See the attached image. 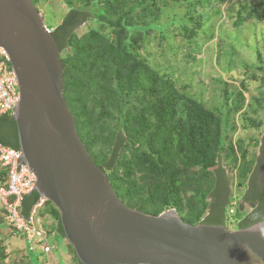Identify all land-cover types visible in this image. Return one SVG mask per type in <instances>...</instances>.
I'll return each mask as SVG.
<instances>
[{"label":"trees","instance_id":"trees-1","mask_svg":"<svg viewBox=\"0 0 264 264\" xmlns=\"http://www.w3.org/2000/svg\"><path fill=\"white\" fill-rule=\"evenodd\" d=\"M89 1L88 10L69 8L62 23L49 29H53L62 54L73 50L69 57H62L64 96L94 162L108 175L115 192L130 208L151 215L174 209L192 225H225L226 213L232 209L229 187L232 183L220 163L223 150L220 119L205 105L180 93L174 82L138 57L133 51L138 41L130 43L128 39L118 43L110 35L92 30L75 42L76 31L90 22L122 29L128 37L151 28L125 23L126 17L146 0L122 11L117 19L100 7V0ZM113 1L119 10L126 2ZM241 20L239 14L237 27L241 26ZM201 24L198 17L192 28L185 30L188 39L197 35ZM72 41L75 47L71 46ZM0 144L19 150L17 125L10 115L0 117ZM255 145L259 147L260 143ZM256 172L254 178L258 177ZM200 181L207 185L206 191L189 189L190 194H195L187 200L188 186ZM195 195L201 197V208L187 210V202H193ZM40 199L36 191L24 196L22 216L29 219ZM245 202H252L254 210L247 215L242 212L243 205L238 206L235 215L241 220L239 228L264 221V195L258 191ZM53 210L56 236L65 239L60 213L55 206ZM6 252L5 247V262ZM28 256L30 264H39L40 258L48 259L43 254Z\"/></svg>","mask_w":264,"mask_h":264},{"label":"water","instance_id":"water-1","mask_svg":"<svg viewBox=\"0 0 264 264\" xmlns=\"http://www.w3.org/2000/svg\"><path fill=\"white\" fill-rule=\"evenodd\" d=\"M0 48L19 85L12 120L23 164L34 191L59 211L80 264H260L247 249L264 259V221L229 230L122 202L79 135L64 96L62 51L33 0H0Z\"/></svg>","mask_w":264,"mask_h":264},{"label":"rangeland","instance_id":"rangeland-1","mask_svg":"<svg viewBox=\"0 0 264 264\" xmlns=\"http://www.w3.org/2000/svg\"><path fill=\"white\" fill-rule=\"evenodd\" d=\"M125 1L122 10L117 9L113 0H100V7L117 19L122 11L142 0ZM33 2L46 26L53 29L62 23L69 8L85 11L91 7L89 0ZM239 14L243 20L237 27ZM198 17L202 24L197 35L188 39L185 30L191 29ZM125 23L151 28L128 37L122 29L90 22L76 31L75 42L92 30L108 34L118 43L128 39L130 43L138 41L137 48L133 49L138 57L146 59L151 69L174 82L180 93L205 105L220 119L223 134L220 163L232 183V209L226 213L225 224L229 230L236 229L238 201L256 169L258 153L264 145V0H146L126 17ZM75 42L72 41V47ZM72 51L68 49L62 57H69ZM256 142L260 143L259 147ZM205 188L204 182H194L186 189L185 198L188 200L195 194H190L189 189L206 191ZM194 197L193 202H187V210L201 208V197ZM53 207L44 201L33 216L53 248L49 255L52 261L46 263L40 258L39 264H77L72 246L66 239L57 237ZM245 208L250 211L249 205ZM31 246L10 227L0 202V264H30L28 255L41 254L32 252Z\"/></svg>","mask_w":264,"mask_h":264},{"label":"built area","instance_id":"built-area-1","mask_svg":"<svg viewBox=\"0 0 264 264\" xmlns=\"http://www.w3.org/2000/svg\"><path fill=\"white\" fill-rule=\"evenodd\" d=\"M19 100V85L15 73L9 57L0 48V117L13 116ZM0 167L4 169V172L0 171V202L10 227L32 244L30 247L32 252L38 251L46 255L48 257L46 263L51 262L52 258L49 255L53 248L48 243L47 234L38 229L33 217L35 210L45 200L40 199L29 219L21 214L22 200L24 196L34 191L36 184L35 176L23 164L22 152L0 144Z\"/></svg>","mask_w":264,"mask_h":264},{"label":"flooded vegetation","instance_id":"flooded-vegetation-1","mask_svg":"<svg viewBox=\"0 0 264 264\" xmlns=\"http://www.w3.org/2000/svg\"><path fill=\"white\" fill-rule=\"evenodd\" d=\"M262 147H264V145H262ZM256 167L257 168L255 169V171L252 172V175H250V177H249V180H248V183L246 184V187H245V190L243 192V195L241 196L240 200L238 201L239 205H243L242 212H245L247 215H249L254 210V206H253L252 202H245L246 198L247 197L250 198L251 196H254L256 193H258V191H259L260 194L264 195V151L262 152V149L258 153V159H257V162H256ZM256 170L258 171V174H257L258 177L254 178V176L257 173ZM229 187L231 189V194H232L231 185ZM240 189H242L241 186H240ZM246 205H249L250 211L245 210L246 209L245 208ZM240 221L241 220H239L237 222V224H236L237 228L234 229V230L239 229Z\"/></svg>","mask_w":264,"mask_h":264},{"label":"clouds","instance_id":"clouds-1","mask_svg":"<svg viewBox=\"0 0 264 264\" xmlns=\"http://www.w3.org/2000/svg\"><path fill=\"white\" fill-rule=\"evenodd\" d=\"M260 233L262 236H264V229H261ZM247 251L249 252V257L252 261H259L260 264H264V259H261V257L255 253V251L252 249H247Z\"/></svg>","mask_w":264,"mask_h":264}]
</instances>
